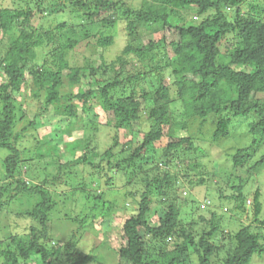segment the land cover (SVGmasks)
Returning a JSON list of instances; mask_svg holds the SVG:
<instances>
[{"label":"trees","instance_id":"16d2710c","mask_svg":"<svg viewBox=\"0 0 264 264\" xmlns=\"http://www.w3.org/2000/svg\"><path fill=\"white\" fill-rule=\"evenodd\" d=\"M67 2L74 19L54 28L48 24L54 15L40 17L36 26L32 23L36 13H46L49 0H34V6L25 8H0V148L7 150L0 164V211L26 222L23 229H11L9 241H0V264H87L93 260L90 253H78L73 243L52 235L57 191L73 184L91 202L86 201L88 210L80 218L69 217L72 221L109 219L115 206L105 200V191L96 192L93 183L100 186L104 175V185H110L116 172L134 185L135 191L125 195L136 205L124 208L128 215L117 230V255L126 262L118 264H183L184 258L196 264H251L253 257H264L260 189L254 191L250 206L239 176L238 184L230 187L234 194L223 196L219 189L220 198L234 202L229 208L231 218L247 212L253 216V223H240L237 230L224 234L221 214L205 204H197L190 221L183 223L176 191L171 192L178 183L182 187L206 184L205 171L185 173V183L169 171L177 149L182 153L201 150L189 135L174 138L175 130L185 131L194 119L203 125L212 117L211 136L217 140L229 135L234 119L250 117L246 134L251 140L236 149L231 168L264 140V0H143L138 9L123 0ZM243 6L248 10L243 11ZM186 13L195 17L187 18ZM76 20L80 22L74 25ZM121 20L132 40L142 32L155 36L146 44L128 40L119 54L106 60L104 52L115 40L112 29ZM87 24L97 29L89 32ZM70 26L85 29L81 38L66 36L59 42L63 37L57 32ZM83 41L101 48L99 59L96 65L87 58L84 65L71 66L68 52L79 49ZM27 86L41 103L21 132L14 134L17 121L25 119L17 95ZM177 103L183 107L179 117L173 110ZM102 125L116 132L111 143L98 151L91 143ZM39 126L48 128L49 134L36 138L32 149L20 148L16 141L22 132ZM78 129L82 136L69 140ZM119 129L131 138L120 142ZM139 134L141 139L132 142ZM163 136L169 141L160 152L164 159L160 162L154 143ZM59 144L72 159L63 158ZM143 157H151L153 166L137 163ZM262 163L264 156L253 167ZM161 165L167 168L162 170ZM139 184L142 190L136 197ZM63 197L67 199L68 194ZM22 201L29 205L25 210ZM161 204L166 211L154 219ZM256 226L263 231H256ZM223 250L226 254L220 258Z\"/></svg>","mask_w":264,"mask_h":264},{"label":"rangeland","instance_id":"374dc122","mask_svg":"<svg viewBox=\"0 0 264 264\" xmlns=\"http://www.w3.org/2000/svg\"><path fill=\"white\" fill-rule=\"evenodd\" d=\"M123 2H125L129 7L138 9L142 5L143 0H123ZM33 3L34 0H0V8H25L27 7V5L34 6ZM54 4L55 6H53ZM48 6L49 8L46 9V13H43V15L40 13H36V15H34L32 19L33 25L36 26L40 17L49 19V15H54V17L51 16L52 21H48V24L51 28H54L56 24H60L64 21H66L67 23H71L74 19V15L71 16V14H69L70 7L68 6L67 0H49ZM247 10L248 8L243 6V11ZM120 11H122V8H120ZM104 15L105 12L101 13L99 16L103 17ZM192 16H194V13L192 14ZM192 16L191 13H186L187 18H191ZM100 17L97 18V20L95 21L96 23L99 22ZM78 22L76 20L74 25H77ZM85 29L89 32H93L97 29V26L87 24ZM85 29H82V31H85ZM82 31L78 26L75 28L70 26V29L68 27L65 30L59 31L57 33H60L63 37L59 38V42L61 40H65L66 36L81 38ZM110 32L111 31H109V33ZM112 32L115 33V40L114 43L104 52L106 60L113 59L115 55L121 52L127 41L132 40L127 37L125 22L123 20L118 21L117 26L112 29ZM140 34L141 35H138L131 42L146 44L148 39L155 36V34H151L149 32H142ZM83 43L84 45L80 46L79 49L76 48L75 50H70V52H68L67 59L68 63L71 66L84 65L87 62V58L89 59V61H95L96 65L99 59V54L101 53V48H95L90 43L87 44V41H83ZM54 44L55 42L53 43V45ZM39 61H41V58H39ZM165 78L168 83L171 82V77L168 74ZM30 85L31 84H29V86ZM29 86L25 87V89L17 95V97H19V102L22 103V110L25 113V119L23 118L17 121L14 126V134L21 132V128L24 126V124H26L27 118L38 111L41 103L40 99L30 95ZM67 89L74 92L78 90L77 87L70 86H68ZM95 109L102 113V110L98 106H95ZM173 110L175 112V115L179 117V113L183 111V107L180 103H177L173 106ZM249 120L250 117H241L234 119L230 126L229 135L221 136L217 140H215L211 136L212 129L215 126V121L210 116L206 119L203 125H201L199 119H194L193 121L189 122L188 127L185 131L175 130V139H179L182 135H189L192 138L194 146L200 147L201 150H190L188 152L186 151L182 153L181 149H177L173 155L174 163L170 166L169 171L173 174H177V176L180 177V183H185L183 176L185 175V173H188L191 176L194 173L200 172L201 170L205 171V174L203 176L208 179V182L206 184L196 186L194 185L192 187H189L188 185L182 187V185L178 183L177 187L174 188V191L171 190L172 193L176 191L177 199L175 203L181 210L180 218L183 223L190 221L193 215L192 212L196 208L197 204H205L213 207L214 211H216L218 214H221V232L224 234H227V232L229 231L234 232L235 230H237L240 223H253V216L251 212L244 213L243 216L238 214L235 217L231 218L232 214L229 208L232 207V204L234 202L229 201L225 198H220L219 196V189L221 190L223 196H228L235 193V191L230 187L238 184V176L243 182V192L246 196L247 206H250L252 204L254 191L256 189H260V201L263 205V210L260 217L264 218V163H262L257 168L253 167V164H255L259 159H261L262 156H264V140L252 146L250 151L244 154V156H246V159H244L241 164H238L234 168H231L233 164L231 156L236 153L237 148L249 145L248 143L251 140L249 134H246V125ZM138 129L139 126L136 127V131H138ZM48 130L49 129L46 127L44 128V126H39L36 127L35 131L22 132V135H24L20 139H17L16 142H18L20 148L27 147L32 149L35 145L36 138L43 137L44 134H49ZM115 132L116 130L114 127L102 125V127L100 128V132H98V136L93 137L91 146L96 145L98 151L104 150L105 146L111 143L112 135ZM118 135L119 140L122 143L128 141L131 138V134L127 131H124L123 129H119ZM81 136L82 131L78 129L73 131L68 139L72 140ZM141 137L142 134L135 135V139H133L132 142L136 143V140H140ZM13 140L14 139L11 138L12 142ZM168 141L169 138L167 136H163L160 140L154 143V147L157 150L156 157L158 156L159 159L161 158L160 162L164 161V159L160 157V152L168 143ZM58 148L60 153L64 154L63 158L65 160L67 158H73L71 156L65 155L64 148H62L61 144H59ZM6 154L7 150L4 148H0V164L2 163ZM178 156L180 157L178 158ZM99 159L100 157L95 158V163L98 162ZM137 163H147L150 167L153 166L151 157L140 158ZM198 163L199 166L196 165ZM195 165L196 167H194ZM161 166L162 170L167 168L166 166ZM21 170L22 172H25V168L23 166ZM114 172L115 170L112 171V173ZM1 173L2 167L0 165V175ZM121 175V172H116L110 185H104L103 181L106 179L104 175L100 177V186L92 181L94 182V186H92L97 189L96 192L105 191V200L113 202L115 206L113 215L109 219L106 218L104 220L100 219L97 216L98 218H90L86 220V222L82 223H80L78 220L72 221L71 219H69V217L80 218V216L84 215V213L88 210L86 206L91 202L87 200L85 193H81V191L77 190L76 187L73 186V184L71 186L65 184V187L63 189H59L57 191L58 194H60V197H57L58 206L55 207L53 214L52 228L54 229V231L52 235L58 237L59 240H61L63 243L67 241L73 243V246L78 253H90L93 256V260H91L87 264H118L120 261H123L120 260L117 255L119 243L117 230H119L120 225L128 215V213H126V209L124 208H135L136 205L128 196L125 195L126 192L135 191L134 185L128 184L127 179ZM227 175L229 177H226ZM25 180L28 181L27 178ZM84 181H86L87 184L89 183V179H86ZM141 186L142 185L139 184L138 187H136V190H138V192L136 193V197H138L140 191L142 190ZM72 187H74L75 190H73L74 188ZM69 193L72 194L69 195ZM63 194H68V198L66 199V197H63ZM63 200H65V202H63ZM193 200L196 201L195 205ZM86 201L89 203H86ZM189 201H192V203H188ZM22 202L23 203L20 204L21 209H27L29 207L28 203L25 201ZM165 211L166 207L164 205H158L156 214L153 216L154 219H157L159 216L163 215ZM15 219L16 217H14L13 213H11L10 216H7L5 211H0V241H4V239L9 241V234L12 231L11 229H13V231H16V229H23L25 227V221L23 222L22 219L17 218V222ZM202 227L203 225L200 224L198 226L199 230L202 229ZM256 227V231H263V227ZM221 232L217 235L216 238H214L215 243L219 241ZM174 242L175 241H170L169 244L172 245ZM52 244L56 245L54 243H51V245ZM225 254L226 250L221 251L220 258H223ZM75 258H77L76 255L72 256V260H74ZM252 259L253 260L251 264H264V257H253ZM184 260L185 262L183 264H196L195 260L193 262L188 261L187 258H184ZM122 263L126 262L123 261Z\"/></svg>","mask_w":264,"mask_h":264}]
</instances>
